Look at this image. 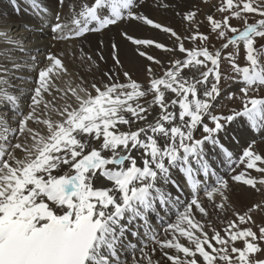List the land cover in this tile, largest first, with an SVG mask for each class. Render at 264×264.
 <instances>
[{
	"label": "snow or ice",
	"instance_id": "1",
	"mask_svg": "<svg viewBox=\"0 0 264 264\" xmlns=\"http://www.w3.org/2000/svg\"><path fill=\"white\" fill-rule=\"evenodd\" d=\"M59 3L63 5L65 0ZM145 3L92 0L82 4L79 11L73 8L71 23L76 26V36L100 32L124 21H138L174 37L178 51L186 53V58L172 61L158 78L151 64L147 65L145 71L153 77L148 85L134 79L131 69L109 71L104 74L107 83H93L91 91L70 89L77 106L68 104L57 109L61 119L53 120L41 118L37 108L43 94L52 90L54 71H66L62 61L48 57L51 63L39 70L38 86L33 89L26 113L20 109L21 96L10 90L14 87L7 78L11 69L0 65V106L10 105V111L18 117L13 127L11 117L0 115V264H119L118 252L127 232L121 221L130 223L143 217L147 225V216L156 211L157 203H168L170 194L157 186L158 181L180 187L171 179L172 168L180 167L195 188L217 175L203 159L206 145L219 149L231 161L233 154L221 140L230 134L228 126L238 117H245L252 129L264 135V98L249 96L250 90L264 86V63L260 59L264 53V0H222L217 11L227 15L220 20L207 16L217 38L227 41L214 52L207 47L186 48L174 29L136 10ZM32 4L39 8L37 0ZM160 6L170 5L161 2ZM249 15L259 19L249 22ZM196 16L193 10L183 13V19L189 22H194ZM233 18L243 22L242 30L232 26ZM56 21L53 31L63 33L67 25L59 22V14ZM120 35L136 46L139 57L156 65L161 61L142 47L177 50L154 39L137 38L128 31ZM0 37L9 44H20L6 32H0ZM190 38L208 41L209 35L197 31ZM240 42L246 50L244 67L236 63L231 52L222 57L229 45L238 51ZM111 50L114 65L123 69L118 43H112ZM222 59H227L236 73L227 79L243 85V108L231 110L228 115L215 113L218 98L225 91L221 87L225 79L220 70ZM121 75L124 82H120ZM166 93L175 97H166ZM30 122L45 125L46 133L30 127ZM197 133L201 134L199 139ZM193 155L198 169L189 163ZM239 163L262 178L258 180L241 170L231 176V181L264 191V154L250 144ZM200 170L203 180L196 178ZM215 185L206 191V197L214 208L226 210L230 181L218 177ZM194 209L204 217L210 215L206 205L194 198L177 222L169 225L172 238L156 240L162 251L174 249L177 253L163 251L170 264H264V258L256 255L264 253V202L242 213L234 212L235 219L228 220L222 229L225 235L215 228L209 235L205 225L195 219ZM256 212L261 213V224L254 231L249 225L257 224L253 215ZM237 241L243 246H236ZM148 264H152L150 258Z\"/></svg>",
	"mask_w": 264,
	"mask_h": 264
},
{
	"label": "bare ground",
	"instance_id": "2",
	"mask_svg": "<svg viewBox=\"0 0 264 264\" xmlns=\"http://www.w3.org/2000/svg\"><path fill=\"white\" fill-rule=\"evenodd\" d=\"M175 1L183 4L181 12L173 8L171 3ZM91 2L92 0H65V3L61 5L59 0H37L39 8H36L33 6L32 0H0V32H6L11 40L20 42L19 46L9 44L0 37V65H5L11 69L7 78L14 87L10 90L13 94L21 96L20 109L22 112L26 113L29 110L28 106L31 104V96L34 94L33 89L38 86L39 70L49 66L51 62L48 60V57L50 55L56 56L62 61L66 74L65 70H61L65 76L60 78L58 71H54L51 81L52 90L50 93L43 94V102L37 108V113L41 115V118L49 117L53 120H60L61 117L51 110V107L54 106L52 99L57 97L65 98L72 107L77 106L75 98L72 97L71 91H69L70 89L79 91L80 88H87L91 91L93 83L98 85L107 83L105 73L109 71L114 73L122 72L127 69L132 70L134 79L142 85H148V83H142L147 65L151 64L154 76L158 78L163 76V68L171 67L169 64L174 58H186V53L178 51V44L169 33H164L138 21H124L120 22L117 26H112L100 32H87L83 36H76V26L71 23L74 15L73 8L79 11L82 4H90ZM161 2L170 6L167 8L162 7L160 6ZM198 5L199 0H146V3L136 10L143 12L162 25L171 27L182 37L183 35H188V21L183 19V13L189 10L196 11L195 9ZM44 9L47 11H44ZM177 13L181 14L177 15ZM57 14L60 15L59 22L67 25L63 33L53 31V27L57 23ZM123 31H128L137 38L154 39L168 48L175 47L177 50L166 52L154 46L151 48L142 47V50L161 61V65H156L147 61L144 57H139L135 53L136 46L123 40L121 37L120 33ZM61 35L67 38L60 39ZM114 42L118 43L122 49L121 60L124 66L123 69L114 65L110 54L112 51L111 44ZM84 54L91 57L90 61H84L82 58ZM101 56L103 59H101ZM200 58L203 59V57ZM14 65H18L19 67H14ZM209 66H211L210 62ZM68 73H70V77H68ZM124 81L125 78L121 75L120 82ZM57 89L60 90L57 91ZM92 94L95 95V92L93 91ZM51 95H53L52 99L49 97ZM223 96L224 94L218 98V101ZM166 97L174 98L175 94L166 93ZM59 101L61 104L63 103V100L59 99ZM44 103L48 104L47 108H44ZM141 103H143V100ZM10 108L11 106L7 104L0 106V115L9 117V114L12 113ZM154 111L158 112V109ZM17 119L18 117L16 116L11 117L13 127H15ZM29 126L39 129L42 134L46 133V127L43 124L30 122ZM229 129L232 135L223 137L221 143L232 152L231 161L219 149H213L211 145L205 146L203 159L217 173L216 176H210L206 182H201L194 188L187 182L180 167L172 168L170 170L171 179L180 185V187L177 188L172 183L165 184L163 181H158L157 186L170 195L168 196L167 204L161 205L157 203L156 211L149 212L147 225L143 222V217L137 218L130 223L128 220L121 221L126 226L127 232L124 237L123 247L118 252L119 264H148L149 258L152 264H157V262H160V264H170L166 257L163 256V251H168L169 254H177L175 250L165 249L162 251L156 242H150L149 237L145 233L143 235V227L154 231L157 240L172 238L173 233L169 229V225L177 222L180 214L185 211L187 205L194 198H199L210 212V215L207 216V221H204V218L194 209L196 213L195 219L205 225L209 235H211L213 228L221 230L224 224H221L217 217V210L219 209L214 208L213 203L208 201L206 197V191L216 186L215 181L218 177L230 181L231 188L228 193L230 200L227 203L234 205L232 210L245 211L248 207L257 203L260 197L263 196L264 191L257 192L248 186H242L237 182L231 181L230 178L241 171V167L248 174H253L249 169L241 165L239 160L242 157L244 149L250 144L252 146L255 145L256 149H254L256 151L258 148L259 150H264V140L262 139L264 135L257 131L255 132L244 117L233 121ZM259 139H262V141L257 144L256 142ZM261 153H264V151ZM189 163L193 169L199 168L195 155L189 157ZM236 167H239L238 172L236 171ZM234 168L235 172L233 171ZM196 178L203 180L202 170L199 171ZM259 178L262 177L258 175L256 179L259 180ZM233 217L235 219V216H230V218ZM256 222L259 223L257 220ZM209 223L213 225L211 229L207 228ZM141 226L142 228H140ZM135 235H137V238L134 237ZM181 242L186 245L188 244V241L184 238H181ZM144 244H146L145 247ZM198 259L202 260L199 257Z\"/></svg>",
	"mask_w": 264,
	"mask_h": 264
},
{
	"label": "rangeland",
	"instance_id": "3",
	"mask_svg": "<svg viewBox=\"0 0 264 264\" xmlns=\"http://www.w3.org/2000/svg\"><path fill=\"white\" fill-rule=\"evenodd\" d=\"M221 2H222V0H199V5L195 9L197 11L196 19L194 22H189V21L187 22L188 23L187 24L188 35H183L181 37L186 48H188V49L197 48L198 49L200 47H207L209 49V51L214 52L216 49H220L223 43L227 42L226 39H224V38H217V34L212 31L210 22L207 20V16L210 14L213 15L217 20H220L223 18L224 15H227V13H221V12L217 11V8L219 6H221ZM171 4L175 10L181 12V10L183 8L182 7L183 4L181 2L175 1ZM257 19H259L258 16L249 15V22H254ZM230 23L232 24V26L240 28L241 30L243 28V22L240 20H237L235 18H233L230 21ZM197 31L199 33H203L205 35H209V40L208 41H200L198 39H196V40L191 39L190 37L194 36ZM228 35L232 36L233 34L228 33ZM186 37H188V38H186ZM258 45H259V42H258ZM101 47H102V45H101ZM230 52L235 55L237 64H239L241 67H244L247 65L246 50H245L243 42H240L238 51L232 45H229V47L227 49H224L222 51V57H226L227 54ZM82 58L84 59V61H90L88 55L84 54V56ZM175 59L176 58H174V60ZM260 59H261V62L264 63V53L261 54ZM174 60H172V61H174ZM169 65L171 66V63ZM165 70L166 69L163 68V70H162L163 75H164ZM220 70L223 74V77L225 78L224 80H222V83H221V87L223 89H225V91L222 92V94H224V96L221 100L218 101L217 107L215 109V113L228 115V114H231V110H241L243 108V93L240 91V88L243 85L239 82L234 83L232 80L227 79V77L236 76V73L233 72L232 66L227 59H222L221 64H220ZM57 71H58V75L60 76V78H62L66 74V71H64L65 74H63L64 72L62 73L61 70H57ZM68 74H69L68 77H70V73H68ZM151 78H153V77L149 76L148 73L145 72L144 76H143L142 83H149ZM229 96H234V98L229 99ZM249 96H254L256 98H264V86L260 87L258 90H255V91L250 90ZM49 97L52 99L53 95H51ZM59 99L63 100L62 104L60 103ZM52 101L54 103V106L51 107V110L55 111L57 113V115H58V112L56 111L57 109L62 110L66 105L70 104L65 98L57 97L55 99H52ZM9 117H15V116L13 115V113H10ZM237 119L240 120L241 117H238ZM206 122L209 123V125L211 126L210 120H206ZM231 124H229L228 127H230ZM200 135H201L200 133H197L196 138L199 139ZM229 135H232V133H230ZM262 139L264 140V137ZM262 139H259L256 143L257 144L261 143ZM253 147L256 149L255 145H253ZM263 151L264 150H259V148L257 149V152L261 153ZM262 154H264V153H262ZM239 167H236L237 172H238ZM241 170H242V167H241ZM250 171L253 173L250 175L254 178H256L258 175L261 176V174L256 172L254 169H251ZM259 179H261V178H259ZM258 202H264V194L262 197H260ZM232 207H234V205H232L231 203H227L226 204V210H220V209L217 210V217H218L220 223L223 221V223H221V224H224L223 228L227 224L228 220L234 219V217L230 218V216H234V212H241V213L244 212V211L232 210ZM253 215H254V218L257 221H259V223H257L256 225H249V226H252L253 230L255 231V230H257L258 226L261 224V213L256 212V213H253ZM200 216L204 218V221H207V217H204L202 215H200ZM212 227H213L212 223H209L207 225L208 229H211ZM222 229H221V231H222ZM222 235H225V233H223V231H222ZM236 246L242 247L243 242L237 241ZM256 255L258 257L264 258V253H260V254H256ZM218 264H223V262L218 261Z\"/></svg>",
	"mask_w": 264,
	"mask_h": 264
}]
</instances>
